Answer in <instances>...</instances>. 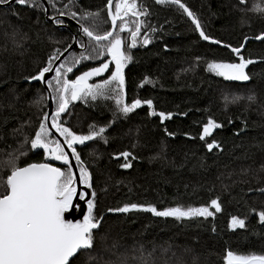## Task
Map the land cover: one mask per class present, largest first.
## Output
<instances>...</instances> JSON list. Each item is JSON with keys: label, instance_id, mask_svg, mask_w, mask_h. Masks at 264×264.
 <instances>
[{"label": "trees", "instance_id": "obj_1", "mask_svg": "<svg viewBox=\"0 0 264 264\" xmlns=\"http://www.w3.org/2000/svg\"><path fill=\"white\" fill-rule=\"evenodd\" d=\"M139 2L147 11L138 41L148 32L150 43L131 48L124 99L128 104L151 99L152 108L142 103L128 114L116 115L117 107L108 98H88L72 101L67 114H61L65 126L77 134H87L90 125L105 127L101 138L75 146L97 194L93 215L99 219L103 214L94 230L96 246L90 254L95 259L88 264H161L159 253L165 251L173 254V264H194L197 259L223 264L226 249L264 254V222L256 214L264 211V192L259 191L264 189V173L251 175L264 161V40L253 39L264 32V14L247 10L249 0H181L202 30L221 41L214 44L201 39L177 5ZM38 3L39 7L16 1L0 6V162L13 154L18 166L50 161L42 149H31L30 140L25 142L47 111V93L30 77L46 66L54 49L58 56L77 34L72 24L68 29L54 26ZM106 4L107 0H49L48 9L78 17L81 9L102 10L95 28L100 34L109 30ZM127 19L134 29L135 18ZM241 43V54L254 61L246 68L248 81H228L206 70L208 60L238 62L224 45ZM74 53L80 55L72 50L62 60L71 61ZM83 53L92 54L89 48ZM146 76L148 81L142 83ZM38 94L43 100L37 106ZM250 94L254 101L247 99ZM233 96L240 99L232 102ZM159 112L172 117L161 122ZM209 118L220 127L201 140ZM213 141L219 147L209 150L207 144ZM21 151L25 156L20 157ZM122 152L131 155L124 158L118 155ZM124 163L130 167H120ZM246 169L250 174L243 172ZM8 174L10 168L0 169V177ZM212 199L220 203V212L210 207L211 217L179 221L140 210L108 211L125 203L152 204L158 210L210 206ZM232 216L244 219L245 227L230 229ZM86 255L80 252L72 264H85Z\"/></svg>", "mask_w": 264, "mask_h": 264}, {"label": "snow or ice", "instance_id": "obj_2", "mask_svg": "<svg viewBox=\"0 0 264 264\" xmlns=\"http://www.w3.org/2000/svg\"><path fill=\"white\" fill-rule=\"evenodd\" d=\"M244 2L245 0H240V3ZM8 3L9 0H0V5L7 6ZM16 3L39 7L38 0H32V3H29V0H16ZM156 3L178 5L191 19L202 40L221 44V41L213 39L202 30L199 20L181 0H156ZM52 7L55 5L52 4ZM65 7L67 8L68 5ZM105 8L112 27L104 31L103 34H98L95 31L102 10L91 12L87 9H81L79 17L75 12L70 13L79 25V31L90 42H94L92 54L85 55L81 52L79 56L73 54L71 61L66 57L59 63H54L59 59L56 55L59 50L54 49L53 54L48 57L46 66L41 67L36 76L30 77L33 80H43L46 73H50L53 68L55 69V75L47 83L53 93L51 99L56 106L54 110L44 113L34 135L26 136L25 142L30 140L31 149H42L46 158L52 161H60L67 167L62 169L48 162L29 163L20 167L16 163L17 156L13 154H9L11 157L9 160L0 162V169L10 168V174L6 178L0 177V188L3 189V194H0V264H72V260L80 252L87 254L85 264L95 259L90 254L96 246L94 230L99 229L103 219V214L99 219L93 215L96 192L90 193L91 198L87 199V211L84 212L82 219H66V214H70V208L75 210L74 197H79L83 201L89 195L85 190L78 189L77 185H84L86 189L92 187L89 170L84 165L75 146L84 145L85 142L101 137L105 132V127L97 128L95 125H90L87 134H77L72 128L65 126L66 121L62 120L61 114H67V109L72 101L87 102L88 98L95 101L98 97L114 99L118 111L122 114L132 112L142 103L150 109L153 105L151 99L144 101L134 99L131 104L125 103L124 100V69L132 57L122 51L125 40L120 33L130 31L129 39L131 42L127 44L128 48L135 47L137 43L149 44L148 32L143 33L142 40H137L141 31L140 17L146 14L147 9L138 3V0H107ZM253 10L264 14V7L259 4L255 5ZM59 14L65 15L66 13L60 12ZM129 15L135 17L134 29L129 27L127 19ZM89 21L90 24L87 23ZM118 21L119 26L116 30ZM54 23L60 24L62 21L56 19ZM73 39L75 40V37ZM244 39L248 40L249 38L245 36ZM255 39L264 40V32L256 36ZM224 46L231 49V52L238 58V62L212 59L206 62V70L228 81H248L250 77L246 68L254 61L245 59L241 54V49L245 47V44L241 43L239 47ZM80 47L83 48L84 45L80 44ZM65 51L67 52L68 49ZM105 52L107 58L97 67L88 68V70L76 75L74 79L68 78V73L73 72L75 65L80 64L83 60L96 59V53L100 57H104ZM196 59L199 61L201 58L197 57ZM110 64L115 65L114 69L110 67ZM106 72L111 73L106 79H100L97 83L90 84L88 82L90 78L98 77ZM146 81H148L147 76L142 83ZM108 93H112V95H108ZM239 99L240 97L233 96L232 102ZM247 99L254 101L255 97L250 94ZM153 114V112L149 113V115ZM158 115L161 122L172 117V113L159 112ZM49 119L50 124L48 123ZM219 127V124L209 118L207 123L203 125L200 139L204 140L212 133L213 129ZM57 137L62 138V140ZM214 146L219 147L215 141L207 144L209 150L213 149ZM25 154L19 153V155ZM118 155L127 158L131 154L122 152ZM70 158L74 159L78 165L80 173L78 179L74 176ZM120 167L128 168L130 164L124 163ZM261 169L264 170V165H261ZM259 191L264 192V189H259ZM210 207L214 208L217 213L221 211V205L217 199H212L210 206L185 207L176 205L158 210L152 204L125 203L122 207L110 208L108 211L128 213L132 210H140L150 212L157 217H173L179 221L193 217H211L214 213L210 211ZM256 214L259 220L264 222V211ZM228 227L230 229L244 228L245 220L232 216ZM116 246L114 242L112 248H116ZM223 264H264V254L238 253L226 249L223 255Z\"/></svg>", "mask_w": 264, "mask_h": 264}, {"label": "flooded vegetation", "instance_id": "obj_3", "mask_svg": "<svg viewBox=\"0 0 264 264\" xmlns=\"http://www.w3.org/2000/svg\"><path fill=\"white\" fill-rule=\"evenodd\" d=\"M154 1H155V0H154ZM45 2H46V5H47V11H48L47 17H48L49 19H54V20H56V19H55L56 17H60V16H61V17H64L63 19H58V20L62 21V23H60V24L54 23V21L52 22V21H50V20H49V22H51L54 26L59 27V28L68 29V28H69V24H72V25H70V27L73 26V27L76 28L77 34H73V35H74L75 40H76V42H77V47H76V48H73L72 50H73L74 52H75V50H76V51H79V52L81 53V52H85V49L89 48V51L92 53V47H94V42H90L89 39H88L86 36H84V35L79 31V25L77 24L76 20L73 19V18L71 17V15H67V14H65V15H60V14H59L60 12H58V13H56V14L53 13V12H50L49 9H48V2H49V0H45ZM139 3H141V2H139ZM43 8H44V6H43ZM114 11H115V9H114ZM106 13H107V12H106ZM49 14H50V15H49ZM44 15H45V17H46V14H45V8H44ZM47 17H46V18H47ZM77 17H78V15H77ZM107 17H108V16H107ZM129 17H132V16L129 15ZM133 18H135V17H133ZM140 20H142V17H140ZM129 21H131V19H129ZM68 23H69V24H68ZM108 23H109V29H110V21H109V20H108ZM141 23H142V21H141ZM118 26H119V21L117 22V29H116V30H118ZM74 30H75V29H74ZM104 31H105L104 29L100 30V34H103ZM120 35H121V37L124 38V40H125V44L122 46V49H126V50H128L129 53H131V52H130V51H131V48H128V47H127V44L130 43L131 41H130V39H129V40L126 39V35H128V36L130 37V31L121 32ZM137 40H138V37H137ZM140 40H142V39H140ZM140 40H139V41H140ZM73 41H74V39L72 40L71 44L73 43ZM71 44H70V45H71ZM80 44H83L84 47H83V48L80 47ZM138 44H139V45H138ZM140 44H141V43H137V45H136L135 47H133V48H135V49L139 48V47H140ZM68 47H69V46H68ZM68 47H67V48H68ZM67 48H66V49H67ZM72 50H71V51H72ZM74 54H75V56H77V53H74ZM85 55H86V54H85ZM95 55H96V57H97L96 59H89V60H86V61L83 60V61H81L80 64L75 65L74 68H73V72H72V73H68V78H69V79H74L76 75H79L81 72L88 70V68H91V67H97V66L99 65V63H102V62L107 58V53H106V52H105V56H104V57H100V56L98 55V53H96ZM129 64H130V62L125 66L124 71L129 67ZM84 67H87V68L84 69ZM110 67L114 69L115 65H114V64H110ZM103 74H104L103 76H107V74H109V73L106 72V73H103ZM54 75H55V72L53 73L52 76H54ZM103 76H102L101 78H103ZM49 80H50V79H49ZM50 91H51V90H50ZM51 94H52V93H51Z\"/></svg>", "mask_w": 264, "mask_h": 264}, {"label": "water", "instance_id": "obj_4", "mask_svg": "<svg viewBox=\"0 0 264 264\" xmlns=\"http://www.w3.org/2000/svg\"><path fill=\"white\" fill-rule=\"evenodd\" d=\"M14 1L16 0H9V3L7 6L11 5ZM45 8V14H46V17H47V14H48V11H47V5H46V2L45 0H40ZM156 1V0H155ZM2 7H7V6H4V5H0ZM178 6V5H177ZM107 11V9H106ZM183 11V10H182ZM186 15V14H185ZM187 16V15H186ZM64 17H56L55 19H63ZM187 18L189 19V21L192 23L191 19L187 16ZM48 21H54V19H49L47 17ZM110 21V20H109ZM112 27L111 25V21H110V28ZM195 27V26H194ZM199 34V33H198ZM254 40H256L255 38H253ZM249 40V39H248ZM248 40H245V43L248 41ZM258 41V40H257ZM207 42H210V41H207ZM211 43V42H210ZM77 47V42L76 40L73 41V43L70 45V47H68V51L66 52L65 50L60 54L59 59L57 61H55L54 63H59V61L61 59H63L73 48H76ZM55 72V69L53 68L52 71L50 73H46L45 74V77L43 80H34V81H39L41 83V85L43 86V89L46 91L47 93V111L46 112H50L51 110H54V103H53V100L51 99V91L48 87V83L47 81H49V79L52 77L53 73ZM48 123L50 124V119L48 121ZM54 132V130H52ZM59 138V137H57ZM60 140H62V138H59ZM66 148V146H65ZM67 151V149H66ZM45 162H48V163H53L54 166L56 167H61V166H65L67 167V165H64L62 162L60 161H52V160H48V161H44V162H32V163H45ZM70 163L72 164L73 166V173H74V176L78 179L79 178V170H78V165L76 163V161L74 159H71L70 158ZM85 165V164H84ZM25 166V165H23ZM23 166H20V167H23ZM86 166V165H85ZM91 177V175H90ZM90 183L92 185V179H90ZM78 189H81V190H85L89 195L86 196V199L81 201L79 199V197H74L73 200H74V204L76 205L75 207V210H73L72 208L69 209V212L70 214H66V219H72V220H75V219H82L83 218V214L84 212L87 211V199L88 198H91L90 197V193L93 191V187L91 188H88L86 189L84 185H77Z\"/></svg>", "mask_w": 264, "mask_h": 264}, {"label": "rangeland", "instance_id": "obj_5", "mask_svg": "<svg viewBox=\"0 0 264 264\" xmlns=\"http://www.w3.org/2000/svg\"><path fill=\"white\" fill-rule=\"evenodd\" d=\"M238 1H240V0H238ZM251 3L250 4H248L247 5V10H249V11H255V10H253L254 9V6L255 5H257V4H259L261 7H264V0H249ZM114 5H113V12H114ZM107 12V11H106ZM142 21V20H141ZM122 51H124L126 54H128L129 55V52H128V50H126V49H122ZM58 56H60V54L58 55ZM62 60V59H61ZM109 74H107V76L108 75H110L111 73L110 72H108ZM104 74L102 73L100 76H98V77H92V78H90L89 79V83L91 84V83H97V82H99V80L100 79H106L107 78V76H103ZM103 76V78H101ZM108 95H112V93H108ZM98 98H101V97H98ZM42 100H43V97L40 95V94H38V96H37V99H36V104H37V106L38 105H40L39 104V102H42ZM101 100V99H100ZM112 103H109L110 105H112L113 104V106L114 107H116V104H115V101H114V99H109ZM125 100V99H124ZM118 110V109H117ZM117 110H114L115 111V114L117 115V114H119V111H117ZM114 114V115H115ZM120 115V114H119ZM97 138H101V137H97ZM21 148H24V146L23 147H21ZM21 150H23V149H21ZM22 152V151H21ZM26 153V152H25ZM21 156H23V155H20V157ZM25 156V155H24ZM261 165H264V161L262 162V164ZM246 175L247 174H250V170L249 169H246V170H244L243 171ZM256 172H262V173H264V170H262L261 169V167L259 168V169H257L255 172H253L251 175H252V177H254V175H255V173ZM187 250V249H186ZM159 255L161 256V264H162V262H163V264H168V262L170 263V264H173L174 263V261H175V259L173 258V254H171V251L170 252H168V251H165V252H163V253H159ZM178 258H180L181 256H177ZM162 258H163V261H162ZM194 259H197V258H195L194 257ZM202 261V262H201ZM192 263H193V261H192ZM204 263H206V261L205 260H196V262L194 263V264H204Z\"/></svg>", "mask_w": 264, "mask_h": 264}]
</instances>
